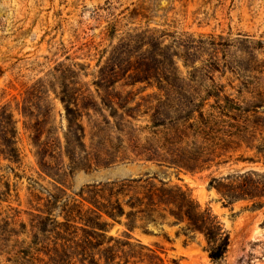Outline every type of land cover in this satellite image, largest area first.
I'll list each match as a JSON object with an SVG mask.
<instances>
[{"label":"rangeland","instance_id":"374dc122","mask_svg":"<svg viewBox=\"0 0 264 264\" xmlns=\"http://www.w3.org/2000/svg\"><path fill=\"white\" fill-rule=\"evenodd\" d=\"M246 112L264 130V0H0V264H264V207L209 187L264 175L259 132L224 135L222 114ZM206 126L217 137L194 141ZM183 133L194 172L172 154ZM140 178L209 208L224 259L172 219L132 230L90 203Z\"/></svg>","mask_w":264,"mask_h":264},{"label":"trees","instance_id":"16d2710c","mask_svg":"<svg viewBox=\"0 0 264 264\" xmlns=\"http://www.w3.org/2000/svg\"><path fill=\"white\" fill-rule=\"evenodd\" d=\"M199 108L198 105H194ZM234 121L236 126H229L228 130L224 131V135L232 137L235 132L236 135H249L259 132L262 136L258 145L249 144L251 149H255L256 156L253 163L264 162V130L255 128L254 122L251 120L249 112L238 116H228L222 114ZM207 130H201L195 133L194 141H198L197 137L202 136L204 141L210 137H217L219 131L214 126H206ZM223 133V131H222ZM183 138L175 144L172 154L177 159L180 169L194 172L198 170L199 152L189 151V145L185 144L183 139L189 140V136L182 134ZM248 137H252L249 135ZM244 138V137H243ZM196 142L194 145H196ZM194 166H190L193 165ZM176 165V164H175ZM222 197L223 201L232 205L239 201H248L253 203V207H264V175L249 171L235 175H229L222 178H213L209 184ZM90 202L99 213H104L110 218H118L126 216L128 221L132 224L131 229L137 222H141L142 228L146 229L148 225L160 226L167 220L172 219L175 225H184L183 231L186 235H202L206 247L205 251L213 263L222 261L228 252L230 237L228 232L224 229L223 224L219 219L207 209H201L200 205L192 198L188 191H183L181 188H173L168 184L160 183L156 186L151 183L149 179H128L120 182H111L105 185L92 186V190L88 192ZM127 207L130 212L125 213ZM89 210V209H88ZM93 214V210L86 213ZM81 217L82 215L79 214ZM101 216L97 217L99 220ZM80 221L93 229H100L98 224H95L89 218Z\"/></svg>","mask_w":264,"mask_h":264},{"label":"water","instance_id":"95a60500","mask_svg":"<svg viewBox=\"0 0 264 264\" xmlns=\"http://www.w3.org/2000/svg\"><path fill=\"white\" fill-rule=\"evenodd\" d=\"M251 170H254V168H245L244 170H242V172L251 171Z\"/></svg>","mask_w":264,"mask_h":264}]
</instances>
